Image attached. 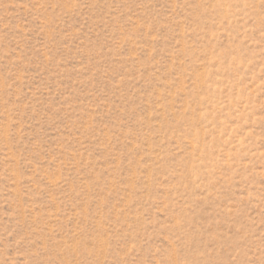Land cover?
Listing matches in <instances>:
<instances>
[{"label": "rangeland", "instance_id": "obj_1", "mask_svg": "<svg viewBox=\"0 0 264 264\" xmlns=\"http://www.w3.org/2000/svg\"><path fill=\"white\" fill-rule=\"evenodd\" d=\"M0 264H264V0H0Z\"/></svg>", "mask_w": 264, "mask_h": 264}]
</instances>
